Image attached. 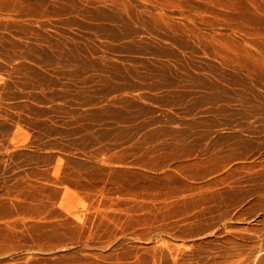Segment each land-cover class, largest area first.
<instances>
[{"label":"rangeland","instance_id":"obj_1","mask_svg":"<svg viewBox=\"0 0 264 264\" xmlns=\"http://www.w3.org/2000/svg\"><path fill=\"white\" fill-rule=\"evenodd\" d=\"M0 264H264V0H0Z\"/></svg>","mask_w":264,"mask_h":264}]
</instances>
